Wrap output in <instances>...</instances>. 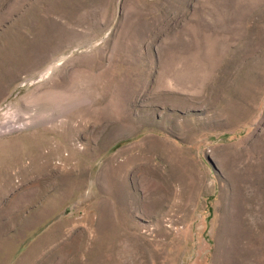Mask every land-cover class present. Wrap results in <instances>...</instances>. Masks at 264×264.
<instances>
[{"label":"rangeland","instance_id":"374dc122","mask_svg":"<svg viewBox=\"0 0 264 264\" xmlns=\"http://www.w3.org/2000/svg\"><path fill=\"white\" fill-rule=\"evenodd\" d=\"M0 264H264V0H0Z\"/></svg>","mask_w":264,"mask_h":264}]
</instances>
